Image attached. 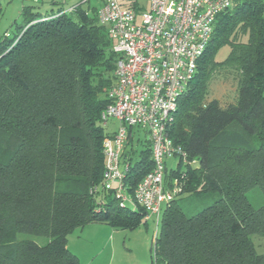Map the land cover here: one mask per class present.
I'll return each instance as SVG.
<instances>
[{
	"label": "trees",
	"instance_id": "obj_1",
	"mask_svg": "<svg viewBox=\"0 0 264 264\" xmlns=\"http://www.w3.org/2000/svg\"><path fill=\"white\" fill-rule=\"evenodd\" d=\"M37 3L23 6L21 23L0 37V264H78L66 243L75 229L133 230L147 222L142 208L94 190L102 143L114 133L104 131L101 113L117 61L96 7L78 2L71 12L44 14ZM231 4L216 16L168 122L179 153L164 161V188L176 181L181 191L160 213L151 264H264L251 240L264 237V204L255 208L245 197L254 188L264 196V0ZM224 46L229 54L216 62ZM216 69L237 78V97L225 107L206 99ZM147 135L128 129L129 198L152 169ZM171 158L179 159L168 171ZM183 193L215 199L188 216L177 200Z\"/></svg>",
	"mask_w": 264,
	"mask_h": 264
},
{
	"label": "built area",
	"instance_id": "obj_2",
	"mask_svg": "<svg viewBox=\"0 0 264 264\" xmlns=\"http://www.w3.org/2000/svg\"><path fill=\"white\" fill-rule=\"evenodd\" d=\"M231 2L149 0L148 8L137 14L118 0H79L80 4H94L97 22L106 28L117 55L115 82L108 91L110 103L102 111L101 121L104 125L114 120L118 127L102 143V180L94 190L113 191L120 206L142 208L143 221L155 218L156 230L163 207L181 191L176 181L173 189L164 188V161L179 153L166 136L168 122L208 46L216 16L230 8ZM129 128L147 131L152 160L151 171L134 188L131 198L123 182L128 166L122 163Z\"/></svg>",
	"mask_w": 264,
	"mask_h": 264
},
{
	"label": "rangeland",
	"instance_id": "obj_3",
	"mask_svg": "<svg viewBox=\"0 0 264 264\" xmlns=\"http://www.w3.org/2000/svg\"><path fill=\"white\" fill-rule=\"evenodd\" d=\"M43 3L53 8L52 11H68L67 6L71 2L79 0H42ZM38 2V1H37ZM40 2V1H39ZM124 8H131L137 14L145 11L148 7L149 0H118ZM94 3V2H93ZM36 5V3H29L23 0H0L2 8V16L0 18V34L4 31H10L11 34L15 30L16 25L21 23L20 10L25 5ZM45 8L39 6V10L45 13ZM48 11V10H47ZM50 13V11H48ZM139 19V18H138ZM137 19V20H138ZM139 23V20L137 21ZM229 54L227 46L222 47L214 55L216 62H222ZM237 78L230 70L216 69L212 74L208 85L207 100L216 101L220 107L228 106L234 103L237 97ZM118 125L114 120H109L103 129L105 132H115ZM142 137V132H138ZM179 158H171L167 161V169H175ZM184 164V163H183ZM182 164V165H183ZM184 166V165H183ZM253 207H261L264 204V196L259 188H254L247 192L246 196ZM215 199V196L208 195H194L190 193H183L177 200L184 208L186 215H193L198 210H201L205 205ZM163 211V209H162ZM153 218V217H152ZM100 225L90 224L75 231L67 237V248L76 256L78 264H105L108 261L110 254V247L108 248V241L114 244L113 253L116 260L120 262H132L133 260L143 259L147 264H151V251L153 250L156 227L155 218L147 221L146 224H141L133 230H114L109 229L107 235L101 233ZM117 233V235H114ZM21 239H30L35 241L38 245H45L48 238L34 237L20 235ZM114 239V240H113ZM251 240L254 244V249L259 254H264V237L252 235Z\"/></svg>",
	"mask_w": 264,
	"mask_h": 264
},
{
	"label": "crops",
	"instance_id": "obj_4",
	"mask_svg": "<svg viewBox=\"0 0 264 264\" xmlns=\"http://www.w3.org/2000/svg\"><path fill=\"white\" fill-rule=\"evenodd\" d=\"M40 1V2H39ZM78 2L79 1H75V2H71L68 6H67V9L66 10H68V9H72V7H74V6H76L77 4H78ZM37 5L38 6H40V7H43V8H45V13L46 12H48V11H52L53 10V8L52 7H50L49 5H48V3L47 4H45V3H43V1L42 0H38V3H37ZM22 8V7H21ZM48 10V11H47ZM44 13V14H45ZM5 33H8V34H11V32L10 31H4L2 34H0V37H2L3 36V34H5ZM169 160V159H168ZM167 160V161H168ZM167 161H166V165H167ZM151 219H153L152 217L151 218H149V220H151ZM148 220V221H149ZM97 225H100V226H102L103 228H101L102 230H101V233L102 234H104V235H107L108 233V231H109V226H107V225H104V224H97ZM108 227V228H107ZM111 229V228H110ZM117 231V230H116ZM109 235V234H108ZM114 235H117V233H115ZM114 240V239H113ZM109 243H108V248L110 247V254H111V257H109V259H108V261H106V263L105 264H147V262H145V260H141V259H138V260H133L132 262H128V263H126V262H120L119 260H116L115 259V257H114V254H112L113 253V248H114V244L112 243V241L110 240V241H108ZM67 243V242H66ZM93 262H94V260H93ZM93 262H91L90 264H93Z\"/></svg>",
	"mask_w": 264,
	"mask_h": 264
}]
</instances>
